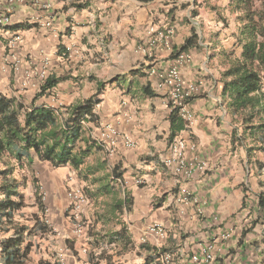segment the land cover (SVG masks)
I'll list each match as a JSON object with an SVG mask.
<instances>
[{
    "label": "crops",
    "instance_id": "crops-1",
    "mask_svg": "<svg viewBox=\"0 0 264 264\" xmlns=\"http://www.w3.org/2000/svg\"><path fill=\"white\" fill-rule=\"evenodd\" d=\"M50 1L49 11L32 2L17 5L12 25H0V49L5 53L13 33L22 32L25 41L18 53L32 52L22 67L36 76L43 59L60 48L59 54L51 55L50 71L63 80L37 102L69 106L99 92L95 117L85 129L89 143L102 148L93 147L79 168H56L39 160L34 151L31 161L26 158L20 164L13 158L0 160L1 169L14 167L13 177L25 178L26 206L16 214V222L32 227L39 218L46 229L26 237L33 246L24 264H160L162 251L178 249L188 257L215 237L221 244L217 264H264V151L257 150L251 138L241 142L242 127L223 97L224 69L216 63L234 48L238 31L232 32L231 48L214 49L222 29L215 27L213 18L229 26L224 16L229 8L240 26L232 0ZM152 24L174 27L176 50L194 32L198 35L189 49L193 58L181 72L185 85L198 86L190 103L195 120L175 135L156 74L170 65L171 51L162 45L153 57L144 51ZM240 51L237 47V54ZM6 67L1 56L0 92L12 97L4 89L13 82L21 85L23 76L14 71L12 77ZM36 81L31 78L29 87ZM109 126L132 137L136 147H126L119 136L102 138ZM178 136L196 143L188 159L206 162V170L195 167L186 177L166 165ZM39 184L49 204H37L34 218L26 214V200L32 192L38 195ZM66 186H85L89 193L84 190L90 204L81 215L82 233L67 212ZM184 191L200 203L184 202ZM155 223L167 229L165 239L148 233ZM12 226L9 232L0 229V242L14 233ZM225 233L228 237L221 239Z\"/></svg>",
    "mask_w": 264,
    "mask_h": 264
},
{
    "label": "trees",
    "instance_id": "trees-1",
    "mask_svg": "<svg viewBox=\"0 0 264 264\" xmlns=\"http://www.w3.org/2000/svg\"><path fill=\"white\" fill-rule=\"evenodd\" d=\"M232 7L240 26L234 48L225 53L228 66L222 72L223 97L234 121L242 127L241 142L251 138L258 144L256 149L264 151V0H232ZM197 40L194 32L181 50H189ZM237 47L241 48L239 54ZM62 80L49 75L29 104L0 92V160L13 158L20 164L26 158L31 161L29 154L34 151L39 160L56 168H79L93 147L102 148L89 143L91 136L85 129L86 122L95 117L99 92L69 106L37 102ZM170 119L174 135L185 127L176 109ZM13 170L0 168V229L9 232L11 225L14 228V233L0 242V264H24L33 246L26 237L46 231L39 218L32 227L16 222V214L26 206L22 192L25 178L13 177Z\"/></svg>",
    "mask_w": 264,
    "mask_h": 264
},
{
    "label": "built area",
    "instance_id": "built-area-1",
    "mask_svg": "<svg viewBox=\"0 0 264 264\" xmlns=\"http://www.w3.org/2000/svg\"><path fill=\"white\" fill-rule=\"evenodd\" d=\"M40 6L44 11H49L53 7L50 0H0V25H12V15L17 5H25L31 3ZM175 29L173 26L157 27L152 24L149 28L148 45L144 48L148 57H153L154 49L158 46H165L170 49L171 63L164 71L156 72L158 77V88L165 90V103L172 112L177 110L180 117L185 121L186 127L189 128L194 120L195 114L190 106L192 97L197 93L198 86L195 84L185 85L182 77V68L192 60V53L189 50H176L173 45V36ZM25 39L22 32H14L11 39L7 43V49L11 52L9 55L0 49V57L3 56L6 62H13L14 68L19 70L21 67V58L16 53ZM50 63L49 58L43 59V66L46 67ZM31 73V72H30ZM36 74L43 82L48 78V73L44 70L36 71ZM32 75V73H31ZM121 137L126 147H136V141L126 134H121L115 127L109 126L102 132V138L109 139L111 137ZM113 142V141H112ZM196 143L185 137L178 136L173 139L170 145V155L166 158L165 163L171 167L173 171L186 177H191L195 167L200 170L207 169V163L200 161H190L188 159V150H194ZM196 165V166H195ZM69 203L67 212L73 217L77 223V230L82 233L85 228L83 218L81 217L85 205L90 204V199L80 187H73L68 192ZM192 199L195 203H200L198 198H192L189 191H184L182 200L188 202ZM203 213L202 208L199 209ZM148 233L156 235L159 239H165L168 235L167 229L160 223H155L148 228ZM228 235L225 233L221 239H226ZM221 250L219 239L215 237L213 241L204 244L199 252L192 253L186 257L183 252L176 250H166L159 254L160 264H217V253ZM84 264H93L86 261Z\"/></svg>",
    "mask_w": 264,
    "mask_h": 264
},
{
    "label": "rangeland",
    "instance_id": "rangeland-1",
    "mask_svg": "<svg viewBox=\"0 0 264 264\" xmlns=\"http://www.w3.org/2000/svg\"><path fill=\"white\" fill-rule=\"evenodd\" d=\"M207 13H209V12H206L205 15L209 19H211L210 18L211 15H207ZM224 16L228 20V25L229 26H225L226 23L224 24V21H222V20L219 21L217 18L216 19L213 18L214 21L218 22L217 26L215 25V27L216 28L217 27H221V29H222L220 31L222 33V35H220L218 37V34H217V36H216V41L218 42V44H217V42L215 44L218 45V46L216 48H214V49H217L219 46L227 47L228 49L231 48L232 44H233V41H234V37L232 36V32L233 31H238L239 24L235 21V19H236L235 12H233V10L228 8L227 10L224 11ZM59 51H61L60 48L55 50L54 53L52 52V53H49V55H47V58H49L50 62L52 60L51 59V55H57V54H59ZM10 53L11 52H9L8 49L6 48L5 55H9ZM16 53L18 54V56L21 58V61H22L20 69L16 70L14 68V63L13 62H6L5 61V64L8 66V67H6V69L8 71L10 70V74L12 75V77H14V74H15L14 71H20L21 75L23 76V80L21 82V85L15 86V83L13 82L14 86L12 84H10V89H8V86H7L4 89V91H6L7 94L12 95L13 97H16L18 99L23 100L26 104H29L31 102V99L33 98V96L35 97L40 92V87H41V84H42V80L39 77V75L38 76L37 75L34 76L35 74L31 75L32 72L30 71V69H25V68L22 67V65L25 64L26 61L27 62L30 61L31 56H32V52H25V53H23V55H22V53L20 51H19V53H18V51ZM212 53H215L217 55L218 50H214V51H212ZM216 63H218V65L221 66L223 69H225L228 66V62H227V59H226L224 54L221 55L220 58H217ZM40 70L46 71V73H48L47 74L48 76L51 75L50 63H49L48 66H46V67L43 66L41 69H37L36 71H40ZM11 75L9 77H11ZM31 78H35V79H37V81L34 83V87L30 88L29 87V81H30ZM45 98H47V97L43 96L41 98V101L43 99H45ZM20 175H21V173H20ZM36 179L39 180V178H36ZM36 182H37V180H36ZM41 186H42V184L38 185V187H39L38 195H37L36 192H34V193L32 192L33 196H30V197L28 196V198L26 200L27 201V208L25 210L26 214H28V215L32 214V216L34 218L37 215L36 213H34V207L37 204H38L39 208H40L41 204H44V206H45V204H49L48 203V196L44 195L40 191ZM70 189H71L70 186H66V192L67 193L69 192ZM84 190L89 195V193L87 192V189L85 188V186H84ZM31 209H33V211ZM29 211H32V212H29Z\"/></svg>",
    "mask_w": 264,
    "mask_h": 264
}]
</instances>
